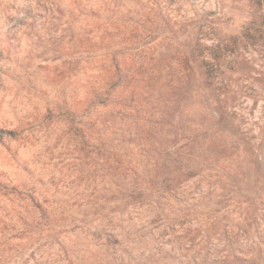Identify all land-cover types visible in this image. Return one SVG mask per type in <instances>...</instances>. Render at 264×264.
Listing matches in <instances>:
<instances>
[{
  "label": "rangeland",
  "instance_id": "rangeland-1",
  "mask_svg": "<svg viewBox=\"0 0 264 264\" xmlns=\"http://www.w3.org/2000/svg\"><path fill=\"white\" fill-rule=\"evenodd\" d=\"M49 2L71 7L55 8L46 38L37 33V44L45 53L37 56L41 72L49 69L51 80L57 81L64 75L60 67L65 62L68 71L80 70L81 61L71 59L75 53L102 51L120 43L123 47L115 54L126 58L117 64L109 57L107 73L122 82L129 76L142 82L144 91L134 98L140 112L129 105L130 113L123 117L136 116L139 130H132L134 138L117 137L98 148H88L81 139L90 130L88 123L77 125L70 135L80 140L78 150L94 171L97 165H107L127 178L133 161L144 154L153 156L161 197L184 205L162 232V236L171 234L167 243L175 241V249L156 258L164 264H264V3L243 0L252 9L250 19L242 29L224 32L218 26L227 27L232 20L226 10L232 11L242 0H202L219 6L202 11L193 7L201 0ZM125 3L145 7L129 9L116 20L102 7ZM23 11L31 15L29 8ZM189 12L199 18L188 17ZM5 21L14 27L21 23L15 16H0V28ZM55 32L59 35L54 36ZM166 69L168 80L164 79ZM5 76L12 80L0 65V88L8 87ZM162 81L168 94L155 95ZM173 97H191L195 102L187 111L195 118L182 116ZM107 107V103L97 104L100 109ZM63 139L57 137L53 146L59 147ZM85 148L87 152H83ZM202 154L217 173L204 166L184 167V159ZM55 158V153L48 157ZM14 165L24 175H33L27 162L20 165L11 151L7 156L0 152V264H76L75 253L61 237L75 235L80 224L49 210L46 184L54 185V178L45 181L37 176L29 184L17 176L14 181L10 175ZM189 183L192 192L180 195L181 187ZM205 185L208 191L201 193ZM142 199V193L134 195L128 206L142 207ZM89 212L91 209L85 215ZM151 223L158 227L160 220ZM178 227L183 229L179 234ZM94 238L104 239L109 248L120 243L99 233ZM109 255L111 264H116L118 258L112 252Z\"/></svg>",
  "mask_w": 264,
  "mask_h": 264
},
{
  "label": "clouds",
  "instance_id": "clouds-1",
  "mask_svg": "<svg viewBox=\"0 0 264 264\" xmlns=\"http://www.w3.org/2000/svg\"><path fill=\"white\" fill-rule=\"evenodd\" d=\"M261 2L264 3V0ZM24 7L31 10V15L23 11ZM56 7L71 6L54 5L49 0H0V16L12 15L21 22L14 27L5 21L3 28H0V65L12 77L10 81L5 76L4 83L8 87L0 88V127L7 129L0 131V152L7 156L11 151L20 165L27 162L33 170L32 177H28L14 165L10 173L14 181L17 176L29 184L34 183L37 176H42L45 181L54 178V185L46 184L49 210L54 216L62 215L68 217L70 222L80 224L75 235L61 237L75 253L72 259L76 264H111L109 252L118 258L116 264H164L156 257L173 252L175 241L167 243L171 234L162 236V232L168 227L171 217L178 215L184 205L171 201L167 196L161 197L156 185L155 173L158 169L153 156L144 154L133 161L127 178L107 165H97L98 170L94 171L78 150L80 140L70 135L77 125L88 123L90 130L81 137L88 148H98L117 137L134 138L135 132L132 130H139L136 116L132 115L129 119L123 117L125 113H130L129 105L136 107L137 113L140 112L134 98L144 91L142 82L131 76L127 82H122L107 73L105 61L109 57L112 63L117 64H123L126 58L115 54L117 48L123 47L120 43L102 51L90 49L75 53L71 59L81 61L80 70L68 71L65 62L60 67L64 75L57 81L51 80L49 69L41 72L37 68L40 63L37 56L45 53L37 44V33L46 38L45 29L53 21ZM102 7L108 9L106 15L109 18L116 20L129 9H143L145 5L125 3L104 4ZM193 7L202 11L219 6L204 4L201 0ZM226 12L232 17L231 22L227 27L223 24L218 27L224 32L238 31L250 19L252 9L242 0L232 11ZM188 17L199 18L193 17L192 12L188 13ZM53 35L58 36L59 32ZM165 73L164 79L168 80L167 69ZM168 87L174 86L169 84ZM160 93L168 94L163 81L155 95ZM194 102L191 97H173V103L180 106L184 117L195 118L193 112L187 111ZM100 103H107L108 107L97 108ZM121 104L126 107L120 108ZM57 121L63 123L58 125ZM91 122H95L94 128ZM59 136L64 139L59 147H54ZM87 150L85 148L83 152ZM53 153L56 158L49 160ZM183 164L186 169L204 166L214 174L218 171L211 167L212 161L204 154L197 158H186ZM212 179H216V176L213 175ZM207 191V185L200 189L201 193ZM190 192L191 183L180 189L182 196ZM141 193L143 206L133 203L129 207L130 198ZM88 209L91 212L85 215ZM153 220H160L158 227L151 223ZM52 230L55 231V228ZM182 231L177 228V234ZM97 233L111 241L118 239L120 243L109 248L104 239L94 238ZM52 247L56 249L57 246L53 243ZM175 255L179 256V252L176 251ZM58 264L67 262L59 261ZM168 264L177 262L169 261Z\"/></svg>",
  "mask_w": 264,
  "mask_h": 264
}]
</instances>
